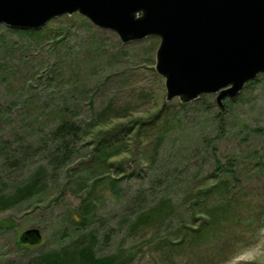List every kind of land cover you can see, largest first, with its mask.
Returning a JSON list of instances; mask_svg holds the SVG:
<instances>
[{
  "label": "rangeland",
  "instance_id": "rangeland-1",
  "mask_svg": "<svg viewBox=\"0 0 264 264\" xmlns=\"http://www.w3.org/2000/svg\"><path fill=\"white\" fill-rule=\"evenodd\" d=\"M44 26L31 54L61 66L60 75L50 81L26 76L29 93L19 82L8 86L0 75V196L40 175L36 192L11 205L0 203V264L70 251L88 242L90 232L95 255L122 264H225L255 243L264 227V71L234 98H224L223 109L216 93L189 102L166 100L164 78L154 69L157 36L121 42L78 13ZM7 28L14 27L0 23V36L27 40ZM59 110L80 131L69 142L76 150L70 163L54 167L50 134ZM143 120L149 123L135 134ZM115 126L133 129L111 134ZM96 135L115 149L105 167L89 160ZM213 148L241 163L234 181L243 187L237 209L234 216L217 217L210 232L177 244L178 223L194 224L187 197L212 182L206 173ZM204 209L196 206L197 212ZM142 212L148 219L139 220ZM78 215L92 218L73 227L70 219ZM32 227L41 239L18 244Z\"/></svg>",
  "mask_w": 264,
  "mask_h": 264
},
{
  "label": "water",
  "instance_id": "water-1",
  "mask_svg": "<svg viewBox=\"0 0 264 264\" xmlns=\"http://www.w3.org/2000/svg\"><path fill=\"white\" fill-rule=\"evenodd\" d=\"M72 13L121 42L157 36L154 69L166 100L216 93L223 109L224 98L264 71V0H0V23L14 28L38 29ZM40 239L33 227L19 236Z\"/></svg>",
  "mask_w": 264,
  "mask_h": 264
},
{
  "label": "trees",
  "instance_id": "trees-1",
  "mask_svg": "<svg viewBox=\"0 0 264 264\" xmlns=\"http://www.w3.org/2000/svg\"><path fill=\"white\" fill-rule=\"evenodd\" d=\"M45 28L46 26L38 29L7 28L10 31L24 34L27 37L25 41L18 42L7 39L3 34L0 36V75L5 80H9L7 82L8 86H11L14 82H19L22 86L27 87L25 92H28V89L31 87V80H28L26 76L31 75L32 79L43 77L45 80L50 81L60 75L61 66L55 63H46L43 60L37 61L35 53L34 55L31 54V42L40 39L44 35L43 31ZM44 71L49 72L50 76L44 75ZM59 113L50 134L53 141L56 142L55 151L51 153L49 159V162L54 167L66 166L70 163L76 150L70 146L69 142L73 137L76 138V135L80 131L75 121L69 117L67 118L62 110H59ZM148 123L149 121L145 122L144 120L138 123V130H136L135 134ZM132 129L128 126H115L112 128L111 134H118L120 132L126 134L132 131ZM93 139L95 143L91 142L93 147L89 160L93 164L105 167L106 160L115 154V149L113 147L108 149L103 145L104 141H106L103 136L96 135ZM212 157L211 166L206 173V177L210 178L212 182L206 187L194 188L187 197L190 216L193 217L194 224L186 226L183 223H178L177 244H182L186 239L198 238L210 232L214 223H218L217 217L228 218L234 216L232 214L237 209L239 192L243 187L236 185L234 181L238 179L241 163L234 155H220L214 148L212 149ZM14 159H17V157H14ZM110 166H113V164H110ZM259 168L257 166V169ZM39 176V174H36L34 177L28 179L9 196H0V203L4 206L11 205L36 192L38 189L37 178ZM98 179H95L91 185L95 184ZM200 204H203L206 210L197 212L196 206ZM88 205L89 203L85 204V207ZM196 213H198V216ZM148 217V213L142 212L138 218L139 220H146ZM91 218V215L82 217L78 215L70 219V221L73 227H79L84 225L86 221H90ZM89 235L88 242L79 244L77 247L71 249L72 252L71 250L68 251V248L41 252L31 260L19 264H122L114 256H96L94 248L96 237L91 232ZM21 242L19 239L17 240L18 244Z\"/></svg>",
  "mask_w": 264,
  "mask_h": 264
},
{
  "label": "clouds",
  "instance_id": "clouds-1",
  "mask_svg": "<svg viewBox=\"0 0 264 264\" xmlns=\"http://www.w3.org/2000/svg\"><path fill=\"white\" fill-rule=\"evenodd\" d=\"M225 264H264V227L259 229V238L255 243L229 257Z\"/></svg>",
  "mask_w": 264,
  "mask_h": 264
},
{
  "label": "flooded vegetation",
  "instance_id": "flooded-vegetation-1",
  "mask_svg": "<svg viewBox=\"0 0 264 264\" xmlns=\"http://www.w3.org/2000/svg\"><path fill=\"white\" fill-rule=\"evenodd\" d=\"M32 239V237L31 236H29V240H31Z\"/></svg>",
  "mask_w": 264,
  "mask_h": 264
}]
</instances>
